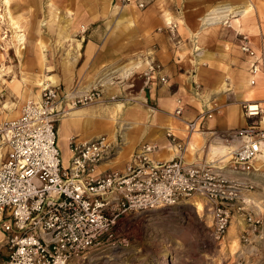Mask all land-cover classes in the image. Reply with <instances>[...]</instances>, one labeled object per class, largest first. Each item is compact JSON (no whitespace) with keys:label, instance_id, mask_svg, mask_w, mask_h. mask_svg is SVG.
Segmentation results:
<instances>
[{"label":"built area","instance_id":"2783aa9c","mask_svg":"<svg viewBox=\"0 0 264 264\" xmlns=\"http://www.w3.org/2000/svg\"><path fill=\"white\" fill-rule=\"evenodd\" d=\"M176 26V22L168 25L171 30ZM240 35L239 48L251 59L254 83L260 72L259 56L247 36ZM160 80L165 82V77ZM102 97L98 87L74 94L60 85H48L38 98L23 103L17 117L1 123L0 147H6V152L0 161V264H68L90 250L124 241L118 223L129 211L174 205L195 195L211 203L210 236L221 241L237 210L240 236L249 239V231L257 230L261 221L244 205L250 200L244 193L252 189V182L239 176L255 170L254 161L263 152L264 128L255 119L262 114L260 103L243 102L242 112L252 121L229 132L242 139L227 162L233 176L213 163L186 162L182 144L170 129L167 137L180 151L170 160L151 159L155 146L143 143L123 168L98 172V164L113 147L109 138L101 135L83 141L71 136L69 160L63 164L57 143L59 118ZM182 110L178 98L174 115L181 118ZM204 114L184 120L185 130L198 129L197 120Z\"/></svg>","mask_w":264,"mask_h":264},{"label":"crops","instance_id":"0c3cea01","mask_svg":"<svg viewBox=\"0 0 264 264\" xmlns=\"http://www.w3.org/2000/svg\"><path fill=\"white\" fill-rule=\"evenodd\" d=\"M160 1L156 0V3ZM116 4L120 5L119 2ZM118 5L114 7L121 9L122 20L133 27L132 33L126 34L127 37L109 38L105 34H96L94 30L92 37H72L65 40L64 46L69 49L72 47V50L70 49L66 59L60 61L57 71H49L51 66H48V62L44 64L42 58V48L47 42L46 34L35 36L39 70L44 65L46 68V73L41 77L32 78L37 86L42 87L41 82L44 81L60 85L66 91L73 90L74 94H82L92 87H98L103 96L116 95L123 98L113 105L98 102L77 106L59 119L57 140L60 131L61 144L65 141L67 146V158L64 161L68 163L69 160L68 140L71 136L87 141L101 135H106L113 147L108 152L107 159L97 167L98 172L123 168L129 159L127 157L143 143L155 146L149 153L151 159L170 160L180 153L175 142L167 137V130L171 129L182 144V157L186 162L213 163L222 168V173L233 176L227 162L230 152L241 144L242 139L229 135V132L252 121V118L244 116L242 112L243 102L260 103L262 114L255 119L258 127L264 128V0H257L256 4L254 0H239L234 6H239L240 10L244 8V11L238 12L241 16L231 22L248 31L251 46L259 56L260 72L254 77V83L249 72L251 59L240 50L239 39L235 43L238 49L234 48L232 54L226 51V41L217 37L211 40H208L209 37L207 40L198 39L203 31L213 25L202 27V21L207 17L199 23L197 37H194L196 31L191 33V28L188 27L195 28L193 17L178 18L181 27L188 28L191 33L192 51L201 48V60L205 62L199 64L196 55H193L197 66L191 64L187 69L188 74L180 70V61L172 54L164 35L159 32L149 35L146 29L148 26L138 28L137 22L146 20L153 5L140 14L135 10V2L134 5L131 2L126 6ZM80 12L81 9L77 8L70 21V15H73L70 8V12H67L69 15L64 16L66 22H62L59 30L61 36L64 31L78 30L79 25H83L81 23L85 16ZM255 12L261 23L254 15ZM164 20L165 25L172 23V18L168 15ZM14 24L17 27V23ZM1 30L0 39L1 35L5 36L8 39L6 44L13 45L17 55H21V50L25 47V33L16 30L13 39L0 26ZM17 34H22L23 38L19 40ZM60 41V45H63L64 39ZM154 65H159V70H151ZM161 76L165 77V82L160 80ZM6 85L11 93L23 101L31 95L39 97L41 91H31L30 86H25L23 79L19 77L7 81ZM180 96L183 99V110L181 118H178L174 115V109L176 99ZM12 105L15 103H3L2 107H7L8 111L0 106V124L20 114L21 108L17 104ZM204 111L205 114L197 120L198 129L191 133L185 130L184 120H193ZM5 152L6 147H0V161ZM261 154L254 161L256 169L239 176L243 181L249 179L252 189H257V193L253 191V202L244 204L261 221L257 230L249 231V240L255 241L253 248H257L258 244L264 245V202H261V199L264 200V153ZM225 158L227 161L223 162Z\"/></svg>","mask_w":264,"mask_h":264},{"label":"rangeland","instance_id":"374dc122","mask_svg":"<svg viewBox=\"0 0 264 264\" xmlns=\"http://www.w3.org/2000/svg\"><path fill=\"white\" fill-rule=\"evenodd\" d=\"M139 1L144 4L142 7L135 4V10L139 14L148 6L153 5V7L147 13L146 20L137 22L138 28L148 26L146 29L149 35L154 32L164 35L172 54L180 61V70L188 74L187 69L191 64L194 67L197 66V62L205 64L201 60L202 49L192 51L191 36L205 17L210 16L212 19L220 16V22L203 31L198 39L207 40L209 37L208 40H211L217 37L219 40L226 41L224 45L230 54L234 48L238 49L235 43L239 42L240 34L246 35L248 39L250 37L248 31L231 23L241 16L237 9L235 12L225 11L226 15H223V12L214 13L211 10L221 5L234 6L239 0H161L160 3H156V0ZM116 2L126 6L131 1L126 3L121 0H10L7 4L4 0H0V26L9 36L12 35L13 39L16 30L25 33V47L19 56L13 45L6 44L3 39H0V54H2L0 56V106L2 107L3 103L8 101L21 108L25 102L8 90L7 81L13 78H22L24 85L30 86L33 92L37 93V90H41V87L37 86L32 79L46 73L45 65L41 68L42 70L38 67L35 36L46 34L47 42L42 48V58L44 64L48 62V66H51L48 70L54 72L57 71L60 61L66 59L72 50V47L70 50L64 46L67 39L89 38L92 37L94 30L96 34H105V37L109 38L130 35L133 27L122 20V11L116 8L118 5ZM254 2L256 4L257 0ZM206 5L209 6L206 7ZM70 8L73 12L69 18L70 21L76 9H81L80 13L85 16L81 24L85 26V29L81 31L79 25L78 30L69 29L61 36L59 30L62 22H66L64 16L69 15L67 12H70ZM95 15H97L96 18ZM166 15L172 18V23H177L172 30L168 24L164 23ZM254 15L261 23L257 12ZM188 16H192L195 22V28L188 26L189 29L191 28V33L188 28L181 27L178 21V18ZM59 36L64 39L63 45H60ZM193 55H196L197 62ZM34 98L30 96V99ZM108 98L109 96L104 95L100 100L88 104L99 102L113 105L123 100L118 96L115 100ZM3 109L9 110L7 107ZM61 145H58L60 154L62 160H65L67 158L65 141H62ZM127 158H130V155ZM226 161L225 158L223 162ZM253 191L257 193V189H249L244 193L245 197L250 199L249 202H253ZM261 202L264 200L261 199ZM233 213L230 227L224 238L219 241L210 236L211 203L203 196L195 195L174 205L146 211L131 210L118 223V232L125 237L124 241L113 247L90 250L81 257L71 259L68 264H264V245L258 244L257 248H253L255 241L241 238L242 226L238 221L237 210ZM250 213L253 214L252 211Z\"/></svg>","mask_w":264,"mask_h":264},{"label":"bare ground","instance_id":"6f19581e","mask_svg":"<svg viewBox=\"0 0 264 264\" xmlns=\"http://www.w3.org/2000/svg\"><path fill=\"white\" fill-rule=\"evenodd\" d=\"M5 1V3H9L10 2V0H4ZM131 5H134V0H131ZM237 9V11L238 12H243L244 11V8H243V10H240V7L239 6H229V5H221V6H218V7H214L213 8V12L214 13H218V12H228V11H230V12H235V10ZM225 12V13H226ZM262 12V14H263V11H261ZM223 14V15H226V14ZM212 16V15H211ZM211 17L209 16V17H207V18H205L202 22H203V25H202V27L203 26H206V25H211V24H216L217 22H220V16H218V18L216 17V18H212V19H210ZM44 22V21H43ZM239 25V24H238ZM84 26L82 25L81 26V29L83 28ZM11 30V29H10ZM197 31L194 33V37H197ZM19 40H21L22 38H23V35L22 34H17V36H16ZM1 38L5 41V43H8V39L5 37V36H3V35H1ZM195 41V40H194ZM194 50V49H193ZM43 53V52H42ZM196 57V56H195ZM189 80V79H188ZM48 85H52V84H49L48 82H41V88H43V87H45V86H48ZM38 98V97H37ZM30 99V98H29ZM29 99H27V100H29ZM27 100H25V101H27ZM107 105V104H106ZM63 116V115H62ZM61 116V117H62ZM60 117V118H61ZM59 118V119H60ZM263 120H264V117H263ZM1 125V124H0ZM124 128V127H123ZM197 130V129H196ZM195 130V131H196ZM117 133V132H116ZM115 134V133H114ZM116 135V134H115ZM78 138V137H77ZM79 139V138H78ZM57 142H58V144H61V140H60V131H59V140H57ZM69 151V150H68ZM182 153V152H181ZM262 153H264V142H263V152ZM70 154V153H69ZM262 155V154H261ZM65 159V158H64ZM66 160V159H65ZM67 162V161H66ZM64 160H63V164H67ZM103 162V161H102ZM101 164V162L98 164V166ZM97 166V167H98ZM97 169V168H96Z\"/></svg>","mask_w":264,"mask_h":264}]
</instances>
